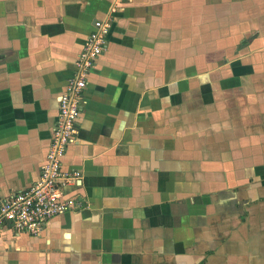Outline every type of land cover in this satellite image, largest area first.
<instances>
[{
	"label": "crops",
	"instance_id": "obj_1",
	"mask_svg": "<svg viewBox=\"0 0 264 264\" xmlns=\"http://www.w3.org/2000/svg\"><path fill=\"white\" fill-rule=\"evenodd\" d=\"M108 15L71 207L39 235L3 227L0 264H264V0H0V203L38 180Z\"/></svg>",
	"mask_w": 264,
	"mask_h": 264
},
{
	"label": "built area",
	"instance_id": "obj_2",
	"mask_svg": "<svg viewBox=\"0 0 264 264\" xmlns=\"http://www.w3.org/2000/svg\"><path fill=\"white\" fill-rule=\"evenodd\" d=\"M115 9L110 7L111 12ZM111 23L110 15L94 21L93 29L75 61L74 72L60 94L53 136L39 178L0 203V230L6 227L39 235L46 223L70 209L71 202L65 198L62 187L71 180H78L80 172L64 169L62 160L68 145L77 142V120L84 103L87 76L105 49Z\"/></svg>",
	"mask_w": 264,
	"mask_h": 264
}]
</instances>
